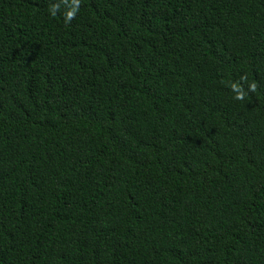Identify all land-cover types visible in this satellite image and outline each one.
Returning a JSON list of instances; mask_svg holds the SVG:
<instances>
[{
	"label": "trees",
	"instance_id": "obj_1",
	"mask_svg": "<svg viewBox=\"0 0 264 264\" xmlns=\"http://www.w3.org/2000/svg\"><path fill=\"white\" fill-rule=\"evenodd\" d=\"M0 264H264V0H0Z\"/></svg>",
	"mask_w": 264,
	"mask_h": 264
},
{
	"label": "clouds",
	"instance_id": "obj_2",
	"mask_svg": "<svg viewBox=\"0 0 264 264\" xmlns=\"http://www.w3.org/2000/svg\"><path fill=\"white\" fill-rule=\"evenodd\" d=\"M73 4L74 5H78L79 4V0H73ZM77 11L76 8H74L72 11L68 12L67 14V20L70 21L72 18H74L75 12ZM241 79H244V77H241ZM232 90L236 93L234 96V99L236 100H243L245 97V92L244 90L237 84H233L232 86ZM256 84L252 83L249 85V90L254 92L256 90Z\"/></svg>",
	"mask_w": 264,
	"mask_h": 264
}]
</instances>
